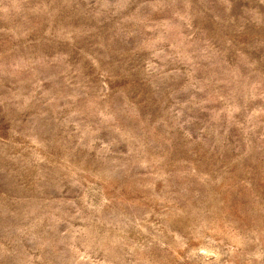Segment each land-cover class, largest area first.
I'll list each match as a JSON object with an SVG mask.
<instances>
[{"label": "rangeland", "instance_id": "rangeland-1", "mask_svg": "<svg viewBox=\"0 0 264 264\" xmlns=\"http://www.w3.org/2000/svg\"><path fill=\"white\" fill-rule=\"evenodd\" d=\"M0 264H264V0H0Z\"/></svg>", "mask_w": 264, "mask_h": 264}]
</instances>
